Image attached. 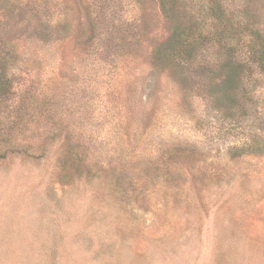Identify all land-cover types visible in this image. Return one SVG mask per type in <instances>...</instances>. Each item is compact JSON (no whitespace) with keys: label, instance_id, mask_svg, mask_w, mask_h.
I'll return each instance as SVG.
<instances>
[{"label":"rangeland","instance_id":"1","mask_svg":"<svg viewBox=\"0 0 264 264\" xmlns=\"http://www.w3.org/2000/svg\"><path fill=\"white\" fill-rule=\"evenodd\" d=\"M0 264H264V0H0Z\"/></svg>","mask_w":264,"mask_h":264}]
</instances>
